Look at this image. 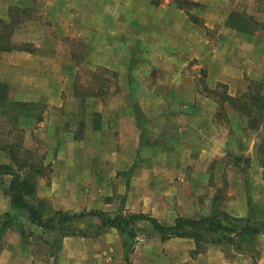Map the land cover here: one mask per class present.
<instances>
[{"label":"rangeland","instance_id":"374dc122","mask_svg":"<svg viewBox=\"0 0 264 264\" xmlns=\"http://www.w3.org/2000/svg\"><path fill=\"white\" fill-rule=\"evenodd\" d=\"M49 1L30 0L18 5L19 9L17 8L15 13L20 22L19 28L30 23L43 26L46 30L42 34L45 37H43L44 41L47 39L51 47L68 54L78 65L73 82L75 93L64 97L65 104L76 112L69 115L67 117L69 122L66 121V124L57 131L59 137L63 135V138L67 137L71 143L66 144L67 141H63V145H59L60 142L52 144L49 141L50 136L45 123L49 114L43 109L46 103L45 97L17 100L16 92L13 90L11 94L12 86L8 85L9 101L31 102V104L36 102L33 121L36 120L38 124L44 122L37 124V131L34 128H26L30 125L31 115H20V122H14L8 115H2L9 104H0L1 144L18 142L14 150L19 160L30 161L31 157L32 162L41 167L42 173L39 171V175L33 178L35 186L30 200L33 204L42 201L46 209L43 212L44 219L57 210L70 215H79L103 211V207L106 206L108 210L104 212L110 215L121 212L145 213L157 218L163 224L171 225L178 216L199 218L213 213L219 214L222 211L229 213L228 208L243 202L244 194L241 188L245 182L252 184L247 175L251 164L246 156L239 157L236 152L244 153L250 145L242 147L240 151V146L227 147V149L221 142L214 144L216 146L188 142L194 134L188 132L189 130L183 126L184 123L180 121L178 110L173 109L178 103V89L170 90V87L177 88L178 74L175 78V73H178V65L174 64L178 49H174L176 51L174 54H169V51L165 53L163 50L152 53L141 47L127 50L129 57L134 51L132 57L134 63L130 64L129 79L122 80L120 71L108 64L101 65L95 61L93 48L88 40L75 32L62 31L59 21L64 16L62 12L59 15L54 12V8H48ZM125 3L126 1L122 2ZM109 4L110 1L107 0H94L93 6L100 13V5ZM12 7L13 5L10 6ZM125 8L129 26H132L133 21L130 15L138 8L141 11L158 10L153 12L174 10L178 12L180 9L199 28L207 29L212 47L217 46L221 39L229 38L232 40L230 49L235 53L238 49L241 50L243 56L250 53L252 43L264 42V0L196 2L134 0V7L131 4ZM233 12L245 17L235 18L229 25L228 21ZM71 18L65 19L72 21ZM136 19L143 20V18ZM242 25L249 30L246 32L247 40L245 35L236 34V28ZM21 34L20 29L14 31L12 41L17 44L25 43L26 41L17 39H21ZM239 37L244 43L235 41ZM165 59L169 63L163 66L159 60ZM189 68L190 72L196 74L198 91L214 100L216 121L235 122L227 112L228 107H233L225 101L229 86L218 85L211 88L206 82L207 70L195 67L194 61ZM160 69L164 73H170L172 78L161 80L158 88L154 76ZM244 70V78L237 82L238 93L246 88L248 90L251 81H264L260 67L244 66ZM144 85L148 91H152L150 94L145 93ZM132 87L135 89L133 90ZM158 106L164 108V113L159 115L160 117L155 116L158 113L155 112ZM38 113L40 115L36 116ZM246 119L248 121V118ZM252 131L254 132L244 130V134L240 133L247 136L252 134L253 138L260 140L264 137V128L257 130L256 133L255 129ZM233 132H239L238 126L236 130L232 129ZM199 139L206 140V137H201L200 133ZM66 148L80 157L77 163L80 170L78 184L80 190L84 192L87 203L79 211L56 209L46 198L38 194L42 179H51L54 169L68 165L63 162L58 166L57 162L58 154ZM2 152L0 151V154ZM10 178L12 177L7 179L4 176L0 177L1 191H5L6 194H9ZM55 179L58 180V177L55 176ZM249 192L250 190L246 191V202L253 207L252 195H249ZM12 213L15 215V220H29L27 211L16 210ZM251 218L255 219L253 216ZM72 220L70 224H56V229L45 231L28 230L27 227L25 233L28 236L26 235L25 239L30 241L39 259L46 254L47 260L45 258L43 260L45 263L47 261L48 264H57L64 237L59 234L66 232L72 237L84 235V244L74 245L83 246L93 254L89 257L90 264L124 263L123 241L117 229L102 226L97 216L88 215ZM131 229L135 234L136 244L130 254V264L135 262L136 264H178L179 237L164 238L147 222L137 223ZM74 245L70 244V248ZM207 247L208 245H203L199 250L206 251ZM136 249L138 251L134 255ZM80 258L86 260L85 256Z\"/></svg>","mask_w":264,"mask_h":264},{"label":"crops","instance_id":"0c3cea01","mask_svg":"<svg viewBox=\"0 0 264 264\" xmlns=\"http://www.w3.org/2000/svg\"><path fill=\"white\" fill-rule=\"evenodd\" d=\"M107 1H110V4L100 5V13L93 6L94 0H50L48 8H54V12L59 15L62 12L64 18L58 20L62 31L64 33L75 32L88 40L92 45L95 61L101 65L108 64L120 71L122 80L129 79L130 64L134 63L132 60L134 51L129 57L127 50L141 47L152 53H159L160 50H163L165 53L169 51V54H174L176 52L174 49H178V55L175 58L176 64H174L178 65V73H175V78L178 74L177 88L170 87V90L178 89V103L173 109L178 110L180 121L184 123L183 126L189 130L188 132L194 134L191 141L188 142L209 144L210 146L221 142L226 148L240 146V151L242 147L250 145V148L248 147V150L244 151L245 154L242 151L236 153L239 157L246 156V159L250 161L251 168L247 175L252 184L245 182L241 188L244 201L240 202L238 206L228 208L227 211L233 216L246 219L253 216L256 220L258 219L254 222L260 225L264 223V168L259 163L258 154L259 145L264 137L261 136L260 140L253 138L252 134L242 135L245 133L244 130L254 132L252 131L254 129L249 127L247 117L234 108L227 106V112L236 123L216 121L214 100L198 91L196 74L190 72L189 68L194 61L195 67H202L208 71L206 82L209 87L215 88L220 83L228 85V94L235 96L239 89L237 82L242 81L245 75L244 66L260 67L264 75V42L252 43L250 53L243 56L241 50L238 49L235 53L230 49L232 40L229 38L221 39L220 44L212 47L207 29L199 28L180 9L178 12L175 10L153 12L157 9L141 11L138 8L132 13L133 16L130 15L133 21L132 26H129L125 7H129L131 4L134 7V0ZM123 1L126 3L122 4ZM25 2H30V0H0V19L9 20L10 11L8 14V9L10 6L19 7L18 5H23ZM70 17H72V21L65 19ZM136 18H143V20ZM18 29L20 32L22 31V37L17 39L32 43L34 50L6 51L0 49V82L12 86L11 94L14 90L17 100H27L28 97H45L46 103L43 109H46L50 118L45 122L48 136H50L49 141L52 144L60 142L59 145H63V141L70 144L68 138H63V135L59 137L57 131L66 124V121L69 122L67 117L76 112L65 104L64 97L75 93L73 82L78 65L71 60V56L51 47L47 39L44 41L42 34L46 30L43 26L30 23L22 25L20 28L18 26L15 31ZM236 34L245 35L246 39V32L237 29ZM170 41L171 43H169ZM235 41L244 43L240 37ZM219 54L221 55L219 56ZM159 61L163 66L169 63L166 59ZM170 70L176 71V69ZM164 78L171 80L172 75L164 73L160 69L159 73L154 76L158 88ZM144 88L146 94L152 92L148 91L145 85ZM132 89L134 90L135 87ZM11 97L13 98V96ZM155 112H158L155 116H159L164 113V108L158 106ZM33 120L34 117L30 118V125L26 128H34L37 131L38 122ZM237 126L239 132L232 133V129L236 130ZM200 133L201 137H206V140L199 139ZM68 137L71 138V136ZM73 146L72 143V148ZM79 161L80 157L77 153L73 154L68 148L63 149L57 156L58 166H61L63 162L68 165L54 169L51 179L41 180L38 194L46 198L54 208L79 211L86 206L84 192L80 190L81 187L78 184L80 170L77 163ZM84 161L86 160L84 159ZM10 163H12L10 156L6 152H2L0 164ZM1 176L6 179L12 177L0 173ZM55 176L58 177V180L55 179ZM6 187L8 186L6 185ZM249 190V195H252V203H254L253 207H250L249 202H246V191ZM11 209L10 194L1 191L0 186V216ZM104 210H108V207H103ZM2 222L3 220H0V225ZM27 227L28 230L45 231L44 228L30 220H14L13 224L0 234V264H48L47 261L46 263L43 261L44 258L47 260V255L41 256L39 259L35 255L36 251L30 241L25 239L28 234L22 235V228L26 230ZM82 236L66 235L63 237L62 251L57 259V264H90L89 257H92L93 254L83 246L74 245L75 243L78 246L84 244V235ZM254 241L257 255L252 257L245 252H236L231 247H218L216 244H208L206 251L198 250V245L194 240L178 238V264H264V232L256 235ZM70 244H73L74 247L70 248ZM137 251L138 249L134 255ZM83 256L86 257V260L80 258ZM50 258L55 259V257Z\"/></svg>","mask_w":264,"mask_h":264},{"label":"trees","instance_id":"16d2710c","mask_svg":"<svg viewBox=\"0 0 264 264\" xmlns=\"http://www.w3.org/2000/svg\"><path fill=\"white\" fill-rule=\"evenodd\" d=\"M18 7L10 8L9 20L0 19V49L11 50H26L33 51L34 45L30 42L17 44L12 41V35L15 29L20 24L16 16ZM244 18L245 16L237 12H233L229 18L230 22L235 18ZM234 24L233 22L231 23ZM239 29L244 32H249L245 26H239ZM226 87L225 84H219ZM247 90V88H246ZM243 90L237 95L232 96L227 94L225 101L238 111L245 115L249 121L251 129L259 130L264 128V81H251L249 89ZM8 84L0 82V104L8 103L5 107V112L2 115H8L9 119L14 122H20V115L28 116L33 114L36 110V102H12L8 100ZM38 113L36 116H39ZM19 143L0 142V151L6 152L11 158L10 164H0V173L11 175L9 184V194L11 197L12 209L1 215L3 222L0 225V234L4 229L13 224L15 215L12 211L24 210L28 213L30 221L36 225L47 229H56V224L66 225L70 224L76 217L97 216L102 222V226L111 227L118 230L122 237L124 246V263L130 264V254L133 252L135 246V234L132 232V227L140 222H147L154 231L158 232L164 238H189L196 242L198 250L203 245L216 244L221 247H231L236 252H245L252 257L257 255L254 238L259 233L264 232V223L261 225L252 221L251 218H241L231 215L230 213L222 211L221 213H213L212 215L202 216L199 218H192L186 216H178L174 223L166 225L161 223L157 218L145 213H116L110 215L104 211H92L88 214L81 213L79 215H70L62 210H57L53 215L44 219L43 212L46 210L45 206L40 203L33 204L30 197L33 196L35 181L33 178L39 175L41 167L27 160H19L16 156L17 152L14 150L15 145ZM259 163L264 168V139L261 141L259 148ZM248 161V160H247ZM42 173V172H41ZM57 219V220H55ZM22 235L25 236V230L22 228ZM60 236L69 235L66 232L59 234Z\"/></svg>","mask_w":264,"mask_h":264}]
</instances>
